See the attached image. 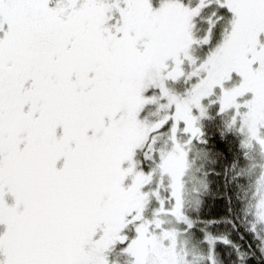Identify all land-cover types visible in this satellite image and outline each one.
Segmentation results:
<instances>
[{
  "label": "snow or ice",
  "instance_id": "obj_1",
  "mask_svg": "<svg viewBox=\"0 0 264 264\" xmlns=\"http://www.w3.org/2000/svg\"><path fill=\"white\" fill-rule=\"evenodd\" d=\"M0 264H264V0H0Z\"/></svg>",
  "mask_w": 264,
  "mask_h": 264
}]
</instances>
